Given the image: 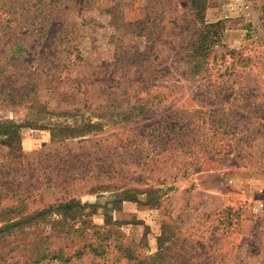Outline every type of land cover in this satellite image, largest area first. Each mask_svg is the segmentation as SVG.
<instances>
[{
    "label": "rangeland",
    "instance_id": "374dc122",
    "mask_svg": "<svg viewBox=\"0 0 264 264\" xmlns=\"http://www.w3.org/2000/svg\"><path fill=\"white\" fill-rule=\"evenodd\" d=\"M0 2L20 11L2 25L35 24L0 38V122L18 125L0 227L83 205L1 231L0 264H137L128 247L143 264H264V0H204L221 22L204 51L191 0ZM105 220L107 253L34 262Z\"/></svg>",
    "mask_w": 264,
    "mask_h": 264
},
{
    "label": "trees",
    "instance_id": "16d2710c",
    "mask_svg": "<svg viewBox=\"0 0 264 264\" xmlns=\"http://www.w3.org/2000/svg\"><path fill=\"white\" fill-rule=\"evenodd\" d=\"M58 2V1H57ZM191 6L194 11L195 19L200 21L201 23V32L199 33L197 37V47L200 51H204L206 48L210 46L209 43H213L214 41L219 40V35H218V26H220L221 22L218 20L216 22H204L202 20V14L204 10V0H191ZM19 4H14L13 2H10L9 4L0 2V38L2 39L4 36H7V32L5 31L8 30L11 33L15 34H21V33H26L29 28L34 25V22L27 24V25H22V24H10V25H2V17H4L7 13H10L11 16L16 14L18 11ZM24 9V8H22ZM21 9V10H22ZM12 17L7 18V21H11ZM15 20V19H13ZM42 25V24H40ZM46 24H43L42 27L44 28ZM21 29L24 30V32H21ZM214 37V40H213ZM18 39L15 40L14 42H8L7 43V49L11 51L12 49L17 51V54H11L10 58L12 59H19L22 57L23 54V46H20L17 44ZM202 54L198 55L201 57ZM198 58V57H197ZM194 57L193 59H197ZM192 59V57L190 58ZM17 124L10 122V121H3L0 122V141L5 144L7 147H9V153L16 155L14 153L15 149L12 146V142L15 141V138L18 137V132H17ZM5 128V129H4ZM23 201H19L18 204L22 203ZM83 208V205L80 204L78 200H66V201H60V202H55L51 203L46 207H43L39 210H34L33 212H30L28 214H25L24 216H21L20 218L16 220H7V223H5L4 226L0 227V232L3 231L4 229L8 228H13L15 226H20V225H25V224H30L32 222H35L38 219H45L47 216H49V219H51V216L55 215L57 217V220H62V219H75L77 212L80 211ZM20 210L19 205H13L11 206H3L2 212L6 213H13V212H18ZM94 227V226H93ZM92 227V228H93ZM104 233H109L110 235H115L116 238L111 239L112 241L117 239L118 233L117 229L113 228L112 223H110L108 220H105V226L103 227H98L96 229H91L87 230L84 233L80 234V240L79 244L76 248L73 250L71 249V246L65 250L64 248H58L53 254H49L48 252H37L35 254V257L33 258L34 262H38L44 258L51 257L55 258L61 261H69L73 257H81L84 254H93L95 256H101L100 252L107 253L108 248H111V242L107 243L105 242V239L102 235ZM132 250L128 248H125L123 250V255L129 260H133L137 264H143V261L145 259L140 258L138 255H134Z\"/></svg>",
    "mask_w": 264,
    "mask_h": 264
}]
</instances>
